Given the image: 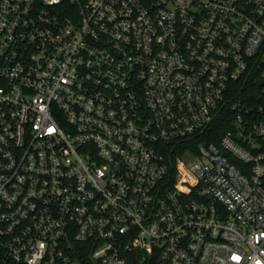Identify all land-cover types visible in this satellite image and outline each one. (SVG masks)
<instances>
[{
    "label": "built area",
    "instance_id": "obj_1",
    "mask_svg": "<svg viewBox=\"0 0 264 264\" xmlns=\"http://www.w3.org/2000/svg\"><path fill=\"white\" fill-rule=\"evenodd\" d=\"M0 260L264 264V0H0Z\"/></svg>",
    "mask_w": 264,
    "mask_h": 264
},
{
    "label": "trees",
    "instance_id": "obj_2",
    "mask_svg": "<svg viewBox=\"0 0 264 264\" xmlns=\"http://www.w3.org/2000/svg\"><path fill=\"white\" fill-rule=\"evenodd\" d=\"M231 118L221 117L216 120L212 126V131L214 134H208L206 139L218 143L227 129L230 127ZM0 264H16V263H5L0 260Z\"/></svg>",
    "mask_w": 264,
    "mask_h": 264
}]
</instances>
